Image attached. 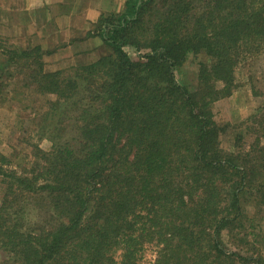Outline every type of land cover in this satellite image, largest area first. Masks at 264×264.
<instances>
[{"label": "trees", "instance_id": "16d2710c", "mask_svg": "<svg viewBox=\"0 0 264 264\" xmlns=\"http://www.w3.org/2000/svg\"><path fill=\"white\" fill-rule=\"evenodd\" d=\"M98 31L111 51L76 79L46 70L40 46L0 36V70L23 62L55 97L39 137L51 148L31 142L23 168L0 154L1 264H139L148 245L151 264H264V93L252 74L263 102L247 132L213 112L264 56V0H128ZM191 56L197 89L176 76Z\"/></svg>", "mask_w": 264, "mask_h": 264}, {"label": "rangeland", "instance_id": "374dc122", "mask_svg": "<svg viewBox=\"0 0 264 264\" xmlns=\"http://www.w3.org/2000/svg\"><path fill=\"white\" fill-rule=\"evenodd\" d=\"M2 30L3 28L0 27V31ZM10 34L0 35L3 38L1 42L4 47L17 42V39L13 40ZM18 37H21L18 40L24 39L21 35ZM19 45H22L21 41ZM126 50L133 59L139 58V52L136 49L127 47ZM198 62V58L191 56L185 65L176 71L177 79L191 89H197L198 86ZM3 66H5L4 59L1 61V67ZM61 70L66 79H76L75 65L65 66ZM10 72L14 74L12 77ZM29 72L31 71L25 67L23 62L0 70V154L6 156L8 161L10 160L4 165L8 169L23 168L30 164L33 159V154L30 152L31 142L39 144L44 150H49L52 146V141L49 138L39 139V137L40 134L47 131V129H43V118L45 112L49 110V100L55 99V97L39 94L36 85L30 82ZM263 72L264 56L251 60L243 68V73L239 77L240 83L233 93L213 104L215 120L219 125L240 124L242 131H248L247 127L251 124L244 122L258 112L263 102L262 96L253 93L248 80L252 74L253 82L251 83L256 85L258 91L264 93ZM5 190L6 184L2 182L0 175V202ZM248 210L251 214L256 211L253 205H249ZM254 220L256 232L264 233V208L258 216H255ZM6 258L7 252H2L0 264ZM155 258L156 247L148 245L139 264H151Z\"/></svg>", "mask_w": 264, "mask_h": 264}, {"label": "crops", "instance_id": "0c3cea01", "mask_svg": "<svg viewBox=\"0 0 264 264\" xmlns=\"http://www.w3.org/2000/svg\"><path fill=\"white\" fill-rule=\"evenodd\" d=\"M128 0H0V35L17 39L15 46H40L45 69L96 62L111 49L98 34L102 17L121 15ZM23 40H18L21 37ZM22 45H19V42Z\"/></svg>", "mask_w": 264, "mask_h": 264}]
</instances>
